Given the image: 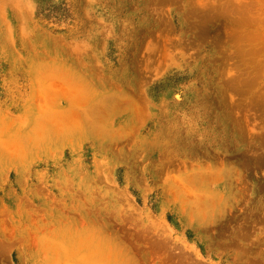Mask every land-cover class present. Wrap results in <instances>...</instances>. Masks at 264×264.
Returning <instances> with one entry per match:
<instances>
[{
    "label": "rangeland",
    "instance_id": "rangeland-1",
    "mask_svg": "<svg viewBox=\"0 0 264 264\" xmlns=\"http://www.w3.org/2000/svg\"><path fill=\"white\" fill-rule=\"evenodd\" d=\"M233 5L0 0V264H264V39Z\"/></svg>",
    "mask_w": 264,
    "mask_h": 264
},
{
    "label": "clouds",
    "instance_id": "clouds-1",
    "mask_svg": "<svg viewBox=\"0 0 264 264\" xmlns=\"http://www.w3.org/2000/svg\"><path fill=\"white\" fill-rule=\"evenodd\" d=\"M239 5L245 8L243 16L252 23L257 24V30L255 33L243 32L238 37V46L241 49L249 50L260 44L264 37H261V32L264 31V0H260L259 4L249 5L248 0H239ZM235 6V0L234 5ZM229 5H225L227 10ZM235 17V13H232Z\"/></svg>",
    "mask_w": 264,
    "mask_h": 264
}]
</instances>
